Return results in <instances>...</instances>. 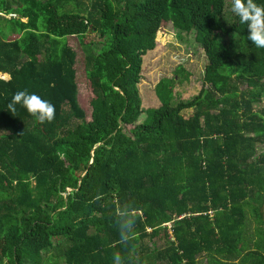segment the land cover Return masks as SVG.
<instances>
[{
    "label": "trees",
    "instance_id": "trees-1",
    "mask_svg": "<svg viewBox=\"0 0 264 264\" xmlns=\"http://www.w3.org/2000/svg\"><path fill=\"white\" fill-rule=\"evenodd\" d=\"M89 1L0 0V264H264V48L228 0ZM168 24L204 50V86L178 99L162 78L145 110ZM23 90L55 119L11 113ZM117 204L138 210L127 247Z\"/></svg>",
    "mask_w": 264,
    "mask_h": 264
},
{
    "label": "rangeland",
    "instance_id": "rangeland-1",
    "mask_svg": "<svg viewBox=\"0 0 264 264\" xmlns=\"http://www.w3.org/2000/svg\"><path fill=\"white\" fill-rule=\"evenodd\" d=\"M83 1L85 6H90L89 0ZM231 6L232 0H228V6L224 14L228 22H232L234 16ZM18 38L17 33L8 32V40L14 41ZM89 39L94 40L95 43L100 42L97 36H90ZM143 60V78L139 84L143 109L156 108L160 105L154 94V86L162 78H174L175 76L177 80L175 93L178 99H193L202 91L205 70L208 65L207 56L202 47L196 43L194 37L179 34L173 29L172 24H168L157 35L155 49L147 53ZM85 106L88 108L87 104ZM259 107H264V101L257 108ZM192 112L193 110H187L186 114L189 115ZM145 115L142 116L139 124L144 121ZM250 219L254 226L256 219L253 217ZM255 227H258V224ZM261 227H264V223ZM159 243L161 244L162 241ZM146 244L151 246L149 241ZM44 258L46 264H54L58 261L52 253H45ZM199 264H208L207 256L199 257Z\"/></svg>",
    "mask_w": 264,
    "mask_h": 264
},
{
    "label": "clouds",
    "instance_id": "clouds-1",
    "mask_svg": "<svg viewBox=\"0 0 264 264\" xmlns=\"http://www.w3.org/2000/svg\"><path fill=\"white\" fill-rule=\"evenodd\" d=\"M231 11L239 17L241 23L247 25L248 40L255 47L264 48V5L257 4L255 0H232ZM16 105L26 108L28 113L40 123L51 122L55 119L56 109L54 104L27 90L14 94L7 108L11 113L17 111ZM138 210L121 208L116 205V225L119 231V243L127 247L135 237V224ZM114 264H130V258L116 252L113 255Z\"/></svg>",
    "mask_w": 264,
    "mask_h": 264
},
{
    "label": "built area",
    "instance_id": "built-area-1",
    "mask_svg": "<svg viewBox=\"0 0 264 264\" xmlns=\"http://www.w3.org/2000/svg\"><path fill=\"white\" fill-rule=\"evenodd\" d=\"M11 16V15H10Z\"/></svg>",
    "mask_w": 264,
    "mask_h": 264
}]
</instances>
